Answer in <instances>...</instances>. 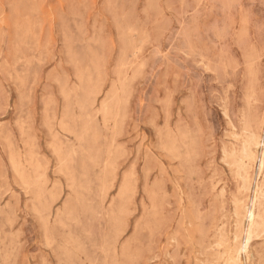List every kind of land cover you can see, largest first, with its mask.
<instances>
[{
  "label": "rangeland",
  "instance_id": "374dc122",
  "mask_svg": "<svg viewBox=\"0 0 264 264\" xmlns=\"http://www.w3.org/2000/svg\"><path fill=\"white\" fill-rule=\"evenodd\" d=\"M105 263L264 264V0H0V264Z\"/></svg>",
  "mask_w": 264,
  "mask_h": 264
},
{
  "label": "bare ground",
  "instance_id": "6f19581e",
  "mask_svg": "<svg viewBox=\"0 0 264 264\" xmlns=\"http://www.w3.org/2000/svg\"><path fill=\"white\" fill-rule=\"evenodd\" d=\"M263 156V155H262ZM241 162V161H240ZM240 162H239V164H240ZM261 162V161H260ZM236 165V164H235ZM13 166V165H12ZM260 166V165H259ZM240 167H242L241 165H240ZM260 168V167H259ZM262 168V167H261ZM16 170V169H15ZM244 171V170H243ZM106 174V173H105ZM236 174V173H235ZM237 175V174H236ZM259 175V174H258ZM263 176V175H262ZM251 190V189H250ZM259 190V189H258ZM253 191V190H252ZM255 192V191H254ZM252 194V193H251ZM254 197V196H253ZM257 197V196H256ZM236 201V200H235ZM246 217H247V219H248V221H249V223H252L253 222V218H254V213H253V211L252 210H250V211H248L247 212V214H246ZM250 225V224H249ZM251 230V229H250ZM251 234V233H250ZM245 238V237H244ZM243 244H245V243H243ZM243 246V245H242ZM244 247H245V249L247 248L246 247V245H244ZM242 248V247H241ZM248 249V248H247ZM58 259V258H57ZM234 261H235V259H233ZM232 261V260H231ZM233 261V262H234ZM230 262V261H229ZM106 264V263H105ZM108 264V263H107Z\"/></svg>",
  "mask_w": 264,
  "mask_h": 264
}]
</instances>
